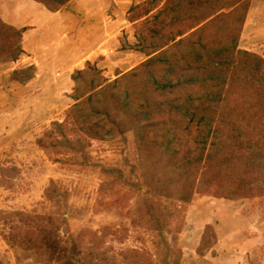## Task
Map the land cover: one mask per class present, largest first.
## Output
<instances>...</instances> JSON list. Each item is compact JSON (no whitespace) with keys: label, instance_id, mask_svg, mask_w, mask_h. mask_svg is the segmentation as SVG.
Masks as SVG:
<instances>
[{"label":"rangeland","instance_id":"1","mask_svg":"<svg viewBox=\"0 0 264 264\" xmlns=\"http://www.w3.org/2000/svg\"><path fill=\"white\" fill-rule=\"evenodd\" d=\"M173 6L171 0H70L58 11H65L63 19L47 28L15 27L23 53L0 61V264H264V192L153 197L155 169L143 167L132 133L101 139L70 113L76 71L93 66L110 82L138 67L142 77L122 78L121 86H138L134 101L149 104L156 121L151 133L174 132L192 144L194 130L176 122L169 105L185 90L161 91L155 80L163 64L140 65L181 39L191 45L237 37L240 48L252 51L243 45L254 35L243 26L257 17L264 23V0H242L200 21L177 19ZM262 37L250 47L263 49L252 52L264 57V31ZM10 42L0 36V56Z\"/></svg>","mask_w":264,"mask_h":264},{"label":"trees","instance_id":"2","mask_svg":"<svg viewBox=\"0 0 264 264\" xmlns=\"http://www.w3.org/2000/svg\"><path fill=\"white\" fill-rule=\"evenodd\" d=\"M35 1L55 13L70 0ZM240 1L171 0V9L179 13L177 19L200 21ZM21 34L22 30L0 19V36L11 38L0 61H14L23 53ZM237 42L236 37L219 44L198 40L188 45L181 39L140 65L152 69L156 62L163 64L164 73L155 80L161 91L185 90L180 98H171L169 105L176 122L189 132L194 130L191 145L178 140L174 132L151 133L156 121L149 104L139 98L134 101L138 86H121L122 78L142 77L138 67L110 82L93 66L76 71L72 97L77 102L70 113L87 134L101 139L112 141L132 133L136 149L143 154V167L147 172L150 167L155 169L153 197L188 201L194 190L230 199L263 193L264 57L240 48ZM168 44L156 45L147 53ZM55 127L63 135L62 126ZM66 142L74 149L73 140ZM195 172H199L198 181L191 183Z\"/></svg>","mask_w":264,"mask_h":264},{"label":"crops","instance_id":"3","mask_svg":"<svg viewBox=\"0 0 264 264\" xmlns=\"http://www.w3.org/2000/svg\"><path fill=\"white\" fill-rule=\"evenodd\" d=\"M64 12H50L35 0H0V19L6 24L20 29L31 28L35 30L47 28L52 20H56V18L63 19ZM243 30L246 34L251 32L254 35L249 45H243L244 48L262 52L263 49L258 50L250 47L263 41L264 23L262 18L257 17L252 26H249L248 23L244 24ZM245 33H243L242 37H245Z\"/></svg>","mask_w":264,"mask_h":264}]
</instances>
